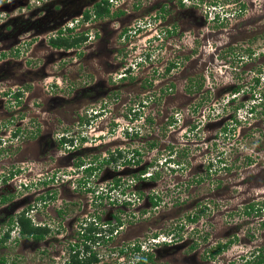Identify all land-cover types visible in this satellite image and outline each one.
<instances>
[{"label":"rangeland","instance_id":"374dc122","mask_svg":"<svg viewBox=\"0 0 264 264\" xmlns=\"http://www.w3.org/2000/svg\"><path fill=\"white\" fill-rule=\"evenodd\" d=\"M96 1L0 0V234L22 209H27L26 216L34 223L50 227L45 242L19 238L14 228L12 236L18 240L14 243L11 237L0 246V253L20 264H53L61 255L55 264H66L69 245L82 241L79 224L94 212L114 210L105 206L109 198L92 197L76 183L85 171L75 164L85 159L95 163L86 178L90 188L110 182L111 176L124 187L129 183L126 190L131 193L135 189L132 175H139L146 166V171L151 173L154 167L163 178L156 186L145 182L146 195L159 191L163 197L168 196L163 187L182 189L187 178L192 183L207 166L208 173L228 187L224 191L227 207L213 217L215 223L210 225L218 230L209 241L231 243L218 258L201 264H243L244 259L254 264L252 252L264 246V225H260V219L264 221V0H218L217 6L210 5L213 0H111L108 17L86 20L83 12H91ZM180 1L185 5L180 6ZM152 3L156 7L147 9ZM161 5L170 13L160 20L153 16H160ZM120 9L123 13L116 14ZM176 22L180 29H175ZM63 27L86 33L87 40L72 50L51 47L49 35ZM170 62L177 65L167 73ZM15 91L18 97L3 95ZM255 100L259 110L245 114ZM173 116L178 124L171 125ZM233 117L248 118L235 127V138L210 136L233 127ZM8 120L23 130L21 139L9 137L14 124L2 127ZM35 127L36 134H31ZM126 128L136 129V134L125 137ZM62 136L71 138L73 145L61 143ZM117 148L124 149L116 159L120 168L102 165L94 170L107 150ZM183 148L185 153H180ZM134 149L140 151L141 156H135L140 163L128 167L122 161L131 158ZM168 157H184V168L168 167L163 162ZM214 157H221L220 162ZM190 167L193 174L188 176ZM14 173L17 177L3 180ZM243 177L247 183L234 184ZM24 179H42L49 186L28 189L20 186L21 181L27 182ZM48 189L54 197L39 201ZM182 196V191L177 198L172 196L178 199L177 205H184L181 201L186 196ZM102 200L108 201L104 207H94ZM141 204L128 215L148 227L154 214L160 217V210L147 199ZM245 204H261L259 213L243 214ZM29 205L34 207L28 209ZM179 207L168 206V211L178 208L176 212L185 213V207L181 211ZM165 218L162 213L158 223ZM155 231L139 239L144 247L153 243L154 250L162 247L156 240L164 232L159 230L156 238ZM118 234L94 248L103 258L115 261L121 256V263H129L119 251H112L130 241L122 230ZM56 249L59 252L54 255ZM162 250L158 257L164 260L158 264L188 262L184 250ZM200 250L196 255L202 259Z\"/></svg>","mask_w":264,"mask_h":264},{"label":"flooded vegetation","instance_id":"af4514ba","mask_svg":"<svg viewBox=\"0 0 264 264\" xmlns=\"http://www.w3.org/2000/svg\"><path fill=\"white\" fill-rule=\"evenodd\" d=\"M93 5H92V7H93ZM161 13H163V12H161ZM168 13H170L169 10L167 12H164V15L166 16V14H168ZM166 22H167V19H166ZM177 24L178 23L176 22V25ZM176 25L174 27H176ZM177 26H179V25H177ZM176 29H180V28L177 27ZM8 93L9 92H4L3 95H7ZM10 93H12V92H10ZM203 94H202V96H204ZM15 102H17V101H15ZM208 102H209V100L207 101V103ZM11 106H14V105H11ZM11 116H13V114ZM22 117L23 116H20V118H22ZM14 123H15L14 120H8L2 124V127L8 128V125L12 126ZM214 125H216V124H214ZM13 126L14 127H12V129L11 128L9 129V134H10L9 137L12 136V138L13 139L16 138V140H18V138L21 139L23 136V132H22L23 130L21 131L20 135L13 136L12 133H13L14 129L19 127L17 124H14ZM34 129L35 130H33V131L36 134L37 128L35 127ZM206 129H207V127H206ZM217 134H221V131H218V132L213 133V134L211 133L210 136L214 137ZM96 146L97 145H95V147ZM152 146H153V144H152ZM171 146H173V144ZM88 148L89 147H87V149ZM107 151H108V155L106 157H104V159H102V160L106 159L104 161V163H102V165L103 166L109 165V168L113 167L112 170H114V168H120L119 167L120 165H119L117 160L112 159V161L111 160L108 161L112 151L111 152H110V150H107ZM112 153H114V152H112ZM116 154H118V153L115 152L114 155H116ZM92 164L94 165L95 163L92 162ZM182 164H183V162H182ZM102 165L98 164V167L94 170H99ZM107 168L108 167L105 168L106 174H107V171L109 170V168L108 169ZM182 168H184V165L182 166ZM221 169L229 170L227 167H221ZM189 170L190 171H189L188 176L193 174V172L191 173V167ZM202 170L203 171H201V170L199 171V173H200L199 175H201V176L192 181V183H195L196 185L193 186L191 189H189V188H190V185L192 183L190 180H188V178H187V180H185L187 186H185L183 188L181 187L182 189H179V191L176 193L174 192L176 189V187H174V186L168 187L169 186V184H168L167 186L163 187L168 191L167 193L169 194V197L166 199H163L160 202V204H157L156 206H154V208H158V210H160L159 211L160 217H161L162 213L166 214V218L162 222H160V224L158 223L160 217L156 216L157 214L156 215L154 214L153 215L154 218L153 217H152V219L150 218V221L147 222L148 227H146L147 225H144L141 223L136 224V219L135 220L130 219L131 216H129L128 213H131V211L129 212V210L131 208L133 209L134 207L138 208V206L141 205L137 201H133L132 203L129 202L126 205H123L122 206L123 210H120V211L118 209L119 206H114L112 204L111 205H105V206H108V207L111 206L114 208V210H111L110 213L104 214V216H106L104 218L105 221L116 220V218H115L116 215L121 216L120 221L123 222L122 226H121L122 227V233H123V235L125 234V236L127 235L126 237L130 240L129 242L124 241L122 244L124 245V248H126L128 250L131 249L130 246L132 247L134 242L139 241V239H141L143 235L146 236L148 231H151V230L155 231L156 230L154 235H156L159 230L163 231L164 234H165V232L168 231L167 235L170 237V241H169V243H161L160 245H162V247H160L161 249L159 248V250L158 249L154 250L155 247L153 248L152 245L150 248L144 247L143 243L141 241H139L142 243V247H144V249L145 248L146 249L152 248L151 250L154 252L153 256L150 259H148L144 264H158V262L160 263V260H164V259H162V257L161 258L158 257V256H160L158 254L163 251L162 248H164L165 251H169V250L172 251L173 248H177V249L179 248L181 250V252L184 250L186 253H188V254H185V255H187L186 259L188 258L187 259L188 262L187 263L182 262V264H192L196 260L198 261V263L196 262L197 264H201L203 262L206 263L207 259H211V258H215V257L218 258V255L220 254L221 251L213 253V250L217 246V244H224L225 241H222V240L213 241V242L209 241V238L214 237L217 233V230H218L215 226L210 225V223H215L213 217L216 215L217 211L221 213L224 211L223 209H225V207H227L226 203H224V200L227 199V196H225L226 194L224 193V191L227 190L228 187H227V184L222 185L223 184L222 179H220L218 176L217 177L211 176L207 171V166H206V168H202ZM151 174L152 175H150L149 177H146L145 179H140V180L138 179L134 185L135 189L133 192H135L136 190L137 191L140 190V192L142 191L144 193V197L147 198L146 191H144V189H143L144 183L149 181L150 183L149 182L148 183L151 186H156V184L163 181V178L161 179L159 177V172L155 168L153 169ZM228 174L230 175L231 173H228ZM108 178L114 179L111 176ZM246 179L247 178H244V177L240 178L234 184L240 185V184H244V182L247 183ZM145 180H147V181H145ZM234 184H233V186H234ZM163 188H161V189H163ZM181 191L184 193V196H182V198L185 196H186V198H184L183 200L181 199L182 200L181 202H183L184 205H177L179 203V201H177L178 199H176V198L181 195ZM60 195L62 196V194H60ZM70 195H72V193ZM173 195L176 198L172 197ZM245 205H246L245 206L246 208L243 209V214H249L250 216H254L255 213H257V214L259 213L258 211L260 210V208H258V207L261 204L256 205L257 207H254V204H245ZM168 206H173V207L180 206L179 211H181V206H184L185 207V213L176 212V210L178 208H176V210L173 208V213H169V211L171 209H169ZM219 206H222V208H219ZM102 207H104V205ZM159 207H160V209H159ZM168 209H169V211H168ZM261 209H263V208H261ZM246 210L249 211V213H246ZM118 212H120V213L118 214ZM207 212H209L211 215L207 214ZM196 214H197V218L193 221H190L189 217L190 216H196ZM206 222H208V223L206 224V226H204ZM260 222H261L260 225L261 224L264 225V221L262 219H260ZM126 232H130V234H126ZM115 237H118V236H112L111 237L112 240ZM46 238H47V235L40 240H33L32 238H25V239L26 240L30 239V240L36 241V242H45ZM206 239H208L209 243H208V247L206 246L204 248L203 246H204V242L206 241ZM124 240H126V239H124ZM226 243H227V241H226ZM155 246H157V245H155ZM259 247L260 246L255 247V248H259ZM201 248H203V249H201ZM199 250L201 253L203 252V258L202 259H200V257H197V255H196V253H198ZM225 250H228V247ZM58 252H59V250L56 249V251H53L52 253L55 255ZM222 252H224V251H222ZM211 253H213V254H211ZM195 255H196V260L194 258ZM12 257H14V256H12ZM56 258L60 259L61 255H56ZM56 258H55L53 264L58 262L56 260ZM189 258L194 259V260L189 261ZM10 261H12L11 264H20L19 263L20 261H14L13 262V258L10 259ZM10 261L8 259V262H10Z\"/></svg>","mask_w":264,"mask_h":264},{"label":"trees","instance_id":"16d2710c","mask_svg":"<svg viewBox=\"0 0 264 264\" xmlns=\"http://www.w3.org/2000/svg\"><path fill=\"white\" fill-rule=\"evenodd\" d=\"M112 3L110 2V0H98L93 7L90 9L91 12H89V10H86L83 12L84 14V18L87 20L90 17L94 18V19H101V18H105L108 17L110 14V7H111ZM185 3L180 1V6H184ZM211 6H217L218 5V0H213L210 2ZM239 6H241V8H243V3H241ZM161 12H163L160 16L162 18L165 17L164 12H167V10L164 8V5L160 8ZM119 13H123V10L120 9V11L116 14ZM217 14V15H216ZM215 16L213 18V20L218 21L219 20V16L218 13H216ZM178 26L176 25L175 29ZM57 34H53L50 35L48 37V43L50 44L51 47L53 48H64V49H73V48H77L79 47L80 44L84 43L87 40V35L86 33L82 32V33H72L73 32V28L72 27H63L58 29ZM167 32L169 34H171L173 32V30L171 29H167ZM149 59V58H147ZM177 65V62H170L166 67H165V71L168 73L170 71L171 68H175ZM128 72V71H126ZM256 81L258 82V79H256ZM259 83V82H258ZM200 86V85H199ZM237 87H235V91H236ZM238 91V90H237ZM237 93V92H236ZM12 96H19V91L15 92V93H11ZM16 99V98H15ZM17 103H18V99H16ZM260 103L258 102H253L250 104V110L252 112H257L259 110L260 107ZM263 114V112H262ZM261 114V115H262ZM263 116V115H262ZM88 119H86L87 121ZM174 122V119L171 120V123ZM242 120L240 119H234L232 125L233 127H229L228 129H221V135H229V137L231 138H235V127L239 124H241ZM234 131V132H233ZM34 131L31 132V134H33ZM21 134V128H15L12 135L16 136V135H20ZM12 138V136L10 137ZM81 141L85 140L84 136L80 137ZM61 143H65L68 145H73V140L71 138H65L62 137L60 139ZM2 145V140L0 139V146ZM6 146H3V148H5ZM6 150V149H5ZM172 150V149H171ZM176 150V149H174ZM186 148H183L181 150H179L180 153H185ZM118 153L116 155H114V153ZM114 153L111 152V155L109 157L108 161H112L116 160L118 157H121V151L116 150ZM132 157L128 158V159H124L122 162L124 164H127L128 166L130 165H134L136 166L137 164L140 163L139 159H135V156H141L140 155V151L138 149H134L132 151ZM172 152V151H171ZM182 159H184V157H182ZM180 159H176L174 160V162L176 164H182V160ZM106 160V159H105ZM105 160L100 161V165H102V163H104ZM218 159L217 162H220ZM92 163V162H91ZM82 160L77 162V165H82ZM95 166L93 165V168ZM224 167V166H223ZM227 167V166H226ZM146 167H144V169H140L139 172H137L139 175H132L135 176L133 177V181L131 182H135L139 179H143L145 178L143 176L144 172H146ZM90 169V167H87V172ZM19 171V169H17ZM15 170V171H17ZM14 171V172H15ZM16 175V173H14L12 176ZM152 175V174H151ZM10 174H8L7 176H3V180H6L7 178L12 177ZM8 180V179H7ZM111 184V183H109ZM130 184L126 183V186L124 187L123 184L119 181L118 179H114V182H112V186L110 188V190L116 194L113 195L112 197L114 198V200H111L112 202H120L121 205H126L129 202L132 201H137L140 202L142 201V199H147L149 204H151V206H156L157 204H160V202L163 199H166L169 197V194L167 193V197H163V195H161V193L158 192H151L147 195V198L144 197V193L140 190L139 191H135V192H131L129 194L125 193L126 187H128ZM87 189V188H86ZM179 191V187L175 189V193ZM45 195H40L38 197V200L41 202H45L46 199H52L54 197V195H51V193L49 194V191L44 193ZM119 195H121L120 197L124 198H119ZM100 198H103L102 193L99 195ZM5 199V196L2 197V200ZM34 206H30L28 207V209H31ZM26 210V211H24ZM122 210V209H121ZM120 211V209H119ZM245 211V210H244ZM120 212H118L119 214ZM246 213H249V211L246 210ZM134 214V212H133ZM27 215V209H22L20 212H17L13 217H11L10 222L8 224V227L3 231L2 234H0V246L4 245L5 242H7L11 237L13 239H11L14 243L16 240L15 236H12V231L13 229H17L18 230V236L19 238H32L33 240H40L42 238H44L50 231V227H48V225H40V224H36L32 221V219ZM188 217V216H187ZM116 220H109V221H105V222H100L99 219L100 217H94L91 221H88L85 224H81V238L82 241H80L79 243H71L67 249V257L68 259L65 261L66 264H97L100 261V257H99V253L96 249H94V245L100 241V240H105L108 238H111L112 236H114L115 234L118 233L119 231V227L122 226V223L120 220L121 216L116 215L115 216ZM197 218V214L196 216H190L189 220L193 221ZM168 231L165 232L164 235L168 236ZM174 237V236H173ZM231 243V240L227 241V243L224 244H217V246L214 248L213 253L215 252H219L222 250L223 247H225V245H228ZM160 244V243H159ZM131 249H126L128 250L126 254V256H128V258H132V263L134 264H144L148 259H150L154 252L151 249H145L142 250V243L139 241L134 242V244L132 245V247L130 246ZM122 249V248H121ZM126 250H123L121 252H126ZM131 254V255H128ZM211 253V254H213ZM253 257L254 259H252L254 261V264H263L264 263V246L263 247H259L257 249H255L253 252ZM8 262V258L0 253V264H7ZM249 260L244 259V263L243 264H248Z\"/></svg>","mask_w":264,"mask_h":264},{"label":"clouds","instance_id":"9594fccd","mask_svg":"<svg viewBox=\"0 0 264 264\" xmlns=\"http://www.w3.org/2000/svg\"><path fill=\"white\" fill-rule=\"evenodd\" d=\"M163 5H161V7H162ZM153 7H156L155 6V3H152L151 5H148L147 6V8L148 9H152ZM161 10V9H160ZM156 13V12H155ZM218 13V12H217ZM162 13H160V15H161ZM219 14V13H218ZM151 16H153V15H151ZM153 17H155V18H159L160 20L162 19V17L161 16H157V14L155 15V16H153ZM214 17H215V14H214ZM213 17V18H214ZM73 28V27H72ZM169 29V28H168ZM50 36V35H49ZM67 50H69V49H67ZM72 50V49H71ZM55 84V83H54ZM10 93V92H9ZM9 95H11V94H9ZM255 102H257V100H255L254 101V103ZM251 103H253V102H251ZM251 103H249L248 104V106H247V110H245V114H252L253 112L250 110V104ZM235 108V107H234ZM99 114H101V113H98V112H95V115H99ZM172 119H174V118H172ZM234 119H236L235 117H233V120ZM238 119V118H237ZM244 119V118H243ZM248 119V118H247ZM247 119H244L242 122H248V121H245V120H247ZM241 120V119H240ZM241 122V123H242ZM173 124V123H172ZM171 124V125H172ZM136 129H128V128H126L125 130H124V135H125V137H131V136H133L134 134H136ZM221 135V134H220ZM222 136V135H221ZM63 137V136H62ZM61 137V138H62ZM60 138V139H61ZM59 139V140H60ZM65 144V143H64ZM174 146V145H173ZM116 150H119V151H121L122 152V150H124V149H121V148H117ZM116 150H114V151H112V152H115ZM132 154V153H131ZM215 158H217V157H214V159ZM221 157H219V158H217V159H220ZM174 160H175V157H174V159L173 160H171V158L170 157H168V158H166V159H164V163H167L168 164V167L169 166H171V165H174V166H177V168H179L180 170H181V168H182V164H176L175 162H174ZM79 161V160H78ZM77 161V162H78ZM84 161H86L85 159H83L82 160V165H77V163L75 164V166H76V168L78 169V168H80V170L82 171V170H84L85 171V173L83 174V177H82V179H81V177H78V179L76 178L75 180H76V183L78 184V186L80 187V188H82L81 190L82 191H86V192H89L91 195H92V197L93 196H97L98 198H100L99 197V195L102 193V195H103V198L102 199H105V197L104 196H106V198H109L110 200H109V205H114V206H119V208L118 209H122L123 210V208H122V206L123 205H121L120 204V202H117V203H115V202H112L111 200H114V198L112 197L113 195H116V194H114L111 190H110V188H111V186H112V182H114V179H112L110 182H106L105 184H103L102 186H94V187H92V188H90L89 187V185H85V184H87L86 183V178H88L87 177V175H88V173L92 170L93 171V164L91 163V161L90 160H88V161H86V162H84ZM217 162V161H216ZM153 163V162H152ZM160 163V165H163V163L162 162H159ZM216 164V163H215ZM212 165H214V164H212ZM90 167V169L88 170V172H87V167ZM131 166V165H130ZM129 167V166H128ZM146 167V166H145ZM150 168V165L149 166H147V168ZM153 169H154V167H153ZM153 171V170H152ZM90 174V173H89ZM151 175V173L149 172V171H146V172H144V174H143V176L146 178V177H149ZM13 178H15V177H17V175H14V176H12ZM12 177H10V178H12ZM20 177H21V175H20ZM145 178H143V179H145ZM24 180H27V182H24V181H21V187L22 186H24L25 188H31V187H36L38 190H45L46 188H48V186H49V184L46 182V181H44V180H42V179H39L37 182L36 181H29L28 179H24ZM109 183H111V184H109ZM46 185V186H45ZM87 188V189H86ZM47 191H49V190H47ZM47 191H45V192H47ZM125 193L126 194H129V192L127 191V190H125ZM121 195H119V197H118V199L119 198H122V197H120ZM122 199H124V198H122ZM108 201H105V200H102L101 202H100V204L99 205H96V206H94V207H97V206H102L104 203L106 204ZM133 202V201H132ZM131 202V203H132ZM140 204H141V201L139 202ZM142 205V204H141ZM97 211V210H96ZM105 211L106 210H104L103 212H101V213H99L98 211V214L96 215V212H94V213H92L90 216L91 217H89V219H87V217H86V219H84L83 220V222H81L80 224H79V226H80V228H81V224L83 225V224H85L86 223V221L88 222V221H91L94 217H100V219L99 220H104V219H102V214L104 213L105 214ZM130 212V211H129ZM93 215H95V216H93ZM88 216V215H87ZM120 229H119V231L118 232H120L121 230H122V227L120 226L119 227ZM114 236H118V233L117 234H115ZM156 236V238H157V234L155 235ZM166 235H162L157 241H156V243H169V241H170V237L169 236H166ZM112 238H108V239H105V240H100V241H98L95 245H98V244H100V243H106L108 240H111ZM94 245V246H95ZM154 245V243L152 244V246ZM122 248V249H121ZM95 249V248H94ZM146 249V248H145ZM144 249V247H142V250H145ZM123 250H126V248H124V245L123 246H121L118 250H116L115 248L114 249H112V251H119V254L120 255H124L126 258H128V256H126V254L125 253H127V251L128 250H126V252H121V251H123ZM98 253H99V257H100V261L97 263V264H134V263H132V259H133V257L130 259V258H128V260H129V263H126V262H123V263H121V256H117L116 257V260L114 261L112 258H110V259H106V258H103L102 257V254L98 251ZM128 255H131V254H129L128 253ZM118 259H119V261H118ZM67 260V259H66Z\"/></svg>","mask_w":264,"mask_h":264},{"label":"built area","instance_id":"2783aa9c","mask_svg":"<svg viewBox=\"0 0 264 264\" xmlns=\"http://www.w3.org/2000/svg\"><path fill=\"white\" fill-rule=\"evenodd\" d=\"M110 2H111V0H110ZM173 118H174V122H173V124H175V123L178 124V123H179V120L177 119V117H174V116H173ZM173 124H172V125H173ZM155 240H156V239H155ZM157 240H158V239H157ZM157 240H156V241H157Z\"/></svg>","mask_w":264,"mask_h":264}]
</instances>
